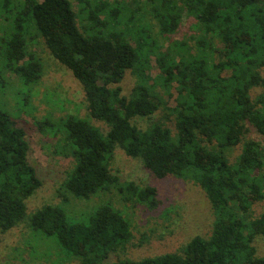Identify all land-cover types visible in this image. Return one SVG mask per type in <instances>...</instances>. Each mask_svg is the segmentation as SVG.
<instances>
[{"label":"trees","instance_id":"obj_1","mask_svg":"<svg viewBox=\"0 0 264 264\" xmlns=\"http://www.w3.org/2000/svg\"><path fill=\"white\" fill-rule=\"evenodd\" d=\"M78 1L79 13L70 0H24L16 10L7 7L9 0H0L11 22L10 32L0 37V82H6L4 70L24 83L41 77V59L27 48L26 36L34 30L31 38L41 36L82 84L89 116L108 126L103 132L76 114L36 120L42 132L56 137L54 151L74 159L61 186L64 200L66 193L88 199L116 187L127 198L155 206L154 186L123 183L112 172L111 159L120 146L159 178L193 179L208 196L215 219L208 237L195 235L178 251L140 260H109L132 235L130 220L109 201L81 218L61 204H45L29 215L30 227L55 237L80 264H264L255 244L264 237V211L252 215L253 204L264 199L261 144L244 140L235 162L225 153L242 141L246 124L264 136V93L250 94L253 87H264V0H146L133 9L105 0ZM183 12L195 18L200 31L192 37L194 53L184 41L161 51L146 15L166 35L180 27ZM80 17L89 23L80 26ZM153 56L160 68L155 77L147 71ZM130 69L137 80L127 96L121 81ZM174 81L179 83L172 108L176 133L162 120L136 124L166 107L159 86L169 91ZM204 140L217 145L206 146ZM30 149L26 129L0 109V232L26 219V199L42 184L29 162Z\"/></svg>","mask_w":264,"mask_h":264},{"label":"rangeland","instance_id":"obj_2","mask_svg":"<svg viewBox=\"0 0 264 264\" xmlns=\"http://www.w3.org/2000/svg\"><path fill=\"white\" fill-rule=\"evenodd\" d=\"M70 1L75 11L79 13V1ZM91 1L95 3L103 0ZM105 1L113 5L124 3L132 9L146 2V0ZM22 2L24 0H9L7 7L13 5V10H16L20 8ZM4 9L6 8L0 6V37L7 35L11 30V22L6 18L8 14L3 11ZM146 16L154 24V35L161 45V51H165L176 41H184L194 53L195 40L192 37L200 34L194 17L183 12L181 25L177 31L163 35L159 32L156 20L150 14ZM86 22V20L82 21L81 17L78 18L80 26ZM113 26H117V23L114 22ZM120 27L123 29L124 25L121 23ZM35 34L34 30L27 34V48L40 57L42 75L34 83H24L16 73L9 70L2 71L6 82H0V109L4 108L17 125L26 129L31 146L28 159L35 167L42 184L26 199V219L15 227L0 232V264H80L79 257L63 248L55 237L43 236L40 232L35 233L30 227L29 215L45 204H61L68 214L76 216L75 218H81L83 214L107 201L121 210L130 220L132 235L124 248L111 255L110 261L122 258L140 260L144 257L174 252L195 235L208 237L212 232L215 214L202 187L190 178L174 175L159 178L144 165L140 158L127 155L120 146L116 147L111 159L112 172L118 175L123 183L134 182L140 187L154 186L157 190L155 206L140 202L137 198H127L116 187L101 190L88 199L77 198L66 193L67 201L64 200L61 186L74 164V159L54 151L56 137L42 132L36 120L44 118L58 120L68 114H76L88 118L103 132L108 130V126L89 116L82 84L73 76L71 70L54 58L41 36L31 38ZM215 43L221 49L222 44L218 40ZM220 57L216 55V58ZM2 60L0 54V70ZM260 70L264 75V67ZM147 71L152 77L160 73L154 56ZM136 80L137 77L132 70H127L121 81L125 95L131 94ZM178 85V82H172L169 91L159 86V92L166 107L161 106L151 119L139 117L136 124L146 127L151 120H162L175 134L177 129L172 108L177 104ZM261 93H264L262 86L253 87L250 92L253 98ZM25 98L28 99L22 100ZM246 126L249 130L243 135L242 141L225 150L231 162H235L242 152L243 141L250 138L261 144L260 151H263L264 160L262 149L264 136L250 124ZM203 144L210 147L217 145V142L209 143L204 140ZM263 211L264 199L257 200L252 206V215L257 217ZM255 244L258 253L264 255V237L257 238Z\"/></svg>","mask_w":264,"mask_h":264}]
</instances>
